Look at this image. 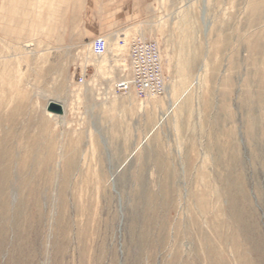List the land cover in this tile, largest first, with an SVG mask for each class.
<instances>
[{
  "label": "rangeland",
  "instance_id": "rangeland-1",
  "mask_svg": "<svg viewBox=\"0 0 264 264\" xmlns=\"http://www.w3.org/2000/svg\"><path fill=\"white\" fill-rule=\"evenodd\" d=\"M0 264H264V0H0Z\"/></svg>",
  "mask_w": 264,
  "mask_h": 264
},
{
  "label": "built area",
  "instance_id": "built-area-1",
  "mask_svg": "<svg viewBox=\"0 0 264 264\" xmlns=\"http://www.w3.org/2000/svg\"><path fill=\"white\" fill-rule=\"evenodd\" d=\"M93 51L98 56L106 53L104 37L98 36L94 39ZM126 60L129 74L114 83V91H132L138 97L160 95L164 92L161 56L156 42L141 38L132 39ZM80 80L82 81L81 77Z\"/></svg>",
  "mask_w": 264,
  "mask_h": 264
},
{
  "label": "water",
  "instance_id": "water-1",
  "mask_svg": "<svg viewBox=\"0 0 264 264\" xmlns=\"http://www.w3.org/2000/svg\"><path fill=\"white\" fill-rule=\"evenodd\" d=\"M47 110L52 111L56 114H61L63 112L62 106L59 103H56L54 101H49L47 104Z\"/></svg>",
  "mask_w": 264,
  "mask_h": 264
},
{
  "label": "bare ground",
  "instance_id": "bare-ground-1",
  "mask_svg": "<svg viewBox=\"0 0 264 264\" xmlns=\"http://www.w3.org/2000/svg\"><path fill=\"white\" fill-rule=\"evenodd\" d=\"M57 103V102H56ZM62 110H63V108H62ZM50 112H52V111H50ZM54 113V112H53Z\"/></svg>",
  "mask_w": 264,
  "mask_h": 264
}]
</instances>
